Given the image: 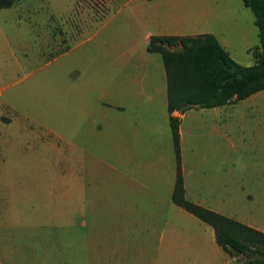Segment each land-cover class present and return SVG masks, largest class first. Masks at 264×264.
<instances>
[{
    "label": "crops",
    "instance_id": "1",
    "mask_svg": "<svg viewBox=\"0 0 264 264\" xmlns=\"http://www.w3.org/2000/svg\"><path fill=\"white\" fill-rule=\"evenodd\" d=\"M254 20L243 0H106L103 12L93 7L87 22L72 24V32L91 28L92 43L78 55L76 71L55 86H66L67 101L83 114L72 126L70 175L47 168L58 169L64 159L60 134L38 137L31 144L39 145L36 152L8 151L30 167L23 172L28 191L44 190L41 206L56 210V231L30 222L28 237L56 240L66 264H81V257L82 264L237 261L217 244L211 225L173 200L177 159L169 118L179 119L184 198L264 232V89L234 103L169 113L163 60L148 44L151 36L210 33L234 61L250 66L259 42ZM64 38L57 36L56 44ZM77 126L88 141L115 151L116 165L108 162L105 175L85 186L76 166ZM244 142L259 168L241 165Z\"/></svg>",
    "mask_w": 264,
    "mask_h": 264
},
{
    "label": "rangeland",
    "instance_id": "2",
    "mask_svg": "<svg viewBox=\"0 0 264 264\" xmlns=\"http://www.w3.org/2000/svg\"><path fill=\"white\" fill-rule=\"evenodd\" d=\"M93 7L103 12L106 0H15L11 7L0 9V264H66L56 240L28 237L25 230L30 222L48 224L50 231H56V210L41 206L47 201L44 190L28 191L29 179L25 182L23 172L30 167L8 151L11 146L12 154L36 152L39 145L31 149V144H39L38 137L50 139L60 134L64 159L58 169L48 163L47 168L58 170L59 176L65 174L64 178L70 175L72 126L82 123L83 114L67 101L66 86L56 91L55 86L76 71L78 55L92 43L87 39L91 28L72 32V24L87 22ZM87 26H93L92 19ZM57 36L65 37L60 45L56 44ZM85 131L82 126L74 128L79 144L76 166L84 186L101 179L110 169L108 162L116 165L112 145L88 141ZM6 138H12L14 144H3ZM248 146L247 142L240 144L241 165L257 169L259 160ZM35 163L38 169L39 162ZM232 264L239 263L235 260Z\"/></svg>",
    "mask_w": 264,
    "mask_h": 264
},
{
    "label": "trees",
    "instance_id": "3",
    "mask_svg": "<svg viewBox=\"0 0 264 264\" xmlns=\"http://www.w3.org/2000/svg\"><path fill=\"white\" fill-rule=\"evenodd\" d=\"M15 0H0V9ZM254 14L259 44L250 50L254 63L234 61L213 34L151 36L148 50L161 55L167 76L168 111L213 107L247 98L264 89V0H243ZM177 159L173 200L211 225L217 244L240 264H264V232L215 213L184 198L180 172L179 119L170 116Z\"/></svg>",
    "mask_w": 264,
    "mask_h": 264
}]
</instances>
